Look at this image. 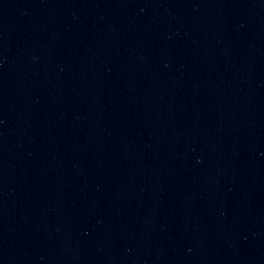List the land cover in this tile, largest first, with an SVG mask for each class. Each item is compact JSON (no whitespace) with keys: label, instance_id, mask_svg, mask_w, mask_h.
Returning a JSON list of instances; mask_svg holds the SVG:
<instances>
[{"label":"water","instance_id":"95a60500","mask_svg":"<svg viewBox=\"0 0 264 264\" xmlns=\"http://www.w3.org/2000/svg\"><path fill=\"white\" fill-rule=\"evenodd\" d=\"M68 87L64 0H0V264H59Z\"/></svg>","mask_w":264,"mask_h":264}]
</instances>
